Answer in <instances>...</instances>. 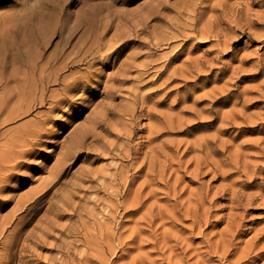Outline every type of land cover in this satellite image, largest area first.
I'll return each mask as SVG.
<instances>
[{"label":"rangeland","instance_id":"obj_1","mask_svg":"<svg viewBox=\"0 0 264 264\" xmlns=\"http://www.w3.org/2000/svg\"><path fill=\"white\" fill-rule=\"evenodd\" d=\"M0 15L5 48L49 18L65 31L47 53L72 31L118 47L12 163L0 264H264V0H5ZM94 119L98 147L39 190Z\"/></svg>","mask_w":264,"mask_h":264},{"label":"bare ground","instance_id":"obj_2","mask_svg":"<svg viewBox=\"0 0 264 264\" xmlns=\"http://www.w3.org/2000/svg\"><path fill=\"white\" fill-rule=\"evenodd\" d=\"M3 1L5 0H0V2ZM66 1L68 0H48L60 6ZM10 19L0 15V41L3 37L2 33L4 34L3 30L12 20ZM49 21L40 28H35L33 24L30 25V30L25 28L23 36L13 46L5 48L2 46L4 43L0 42V142H3L0 149V190L3 188L1 184L11 177L9 171L13 169L12 163L14 164L17 158L30 154L24 147L37 141L47 121H55L52 119L55 112H59L64 106L84 101L86 93L91 91L90 88L82 85L83 78L90 74L87 70L82 71L81 66L86 64L90 66V60L108 58L118 50V47L109 45L100 52L99 41L102 35L95 38V46L84 45V47L76 43L71 45L75 37L72 31L66 34L67 48L61 50L55 48L52 53H47L48 41L44 38H62L65 31V28H61V19L58 21L49 18ZM134 29L132 33H137L136 25ZM125 35V32L121 30L115 34V38L120 41L125 38ZM5 59H9L8 62H5ZM55 87L57 88L54 89ZM42 108H46L45 111H39ZM32 114L34 119L25 121L10 130H3L8 125ZM96 120L94 119L91 125L82 129L69 141L57 171L39 190H52L59 183L65 165L69 161L84 151L90 149L94 151L98 147L95 145L99 143V134L96 133L99 119ZM250 178L247 177V179ZM250 184L245 183L244 186ZM47 194L48 191L42 192L35 201L41 200ZM2 231L3 229L0 230V234ZM7 250L6 245L0 244V253L3 254Z\"/></svg>","mask_w":264,"mask_h":264}]
</instances>
